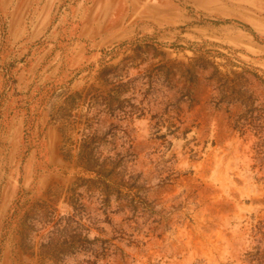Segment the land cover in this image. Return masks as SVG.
Returning a JSON list of instances; mask_svg holds the SVG:
<instances>
[{
  "label": "rangeland",
  "instance_id": "1",
  "mask_svg": "<svg viewBox=\"0 0 264 264\" xmlns=\"http://www.w3.org/2000/svg\"><path fill=\"white\" fill-rule=\"evenodd\" d=\"M101 246L264 264V0H0V264Z\"/></svg>",
  "mask_w": 264,
  "mask_h": 264
},
{
  "label": "trees",
  "instance_id": "2",
  "mask_svg": "<svg viewBox=\"0 0 264 264\" xmlns=\"http://www.w3.org/2000/svg\"><path fill=\"white\" fill-rule=\"evenodd\" d=\"M97 242V240H94L93 242H92V244H94V243H96ZM102 244V243H101ZM104 253H105V249H104V247H100V249H99V251H92L91 252V256H92V258L94 259V262H93V264H95V261L97 260V259H99V258H104Z\"/></svg>",
  "mask_w": 264,
  "mask_h": 264
}]
</instances>
